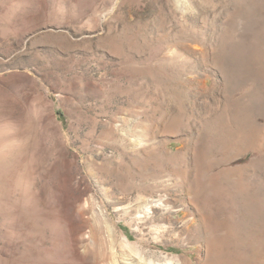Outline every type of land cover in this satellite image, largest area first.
<instances>
[{
    "label": "rangeland",
    "instance_id": "obj_1",
    "mask_svg": "<svg viewBox=\"0 0 264 264\" xmlns=\"http://www.w3.org/2000/svg\"><path fill=\"white\" fill-rule=\"evenodd\" d=\"M263 206L264 0H0V264H264Z\"/></svg>",
    "mask_w": 264,
    "mask_h": 264
},
{
    "label": "bare ground",
    "instance_id": "obj_2",
    "mask_svg": "<svg viewBox=\"0 0 264 264\" xmlns=\"http://www.w3.org/2000/svg\"><path fill=\"white\" fill-rule=\"evenodd\" d=\"M177 184V183H176ZM263 199V198H262ZM209 201V200H208ZM261 207V206H260ZM264 207V206H263ZM239 208V207H238ZM261 210V208H260ZM258 216V215H257ZM255 219V218H254ZM158 264H172V262L169 260V261H165V262H159Z\"/></svg>",
    "mask_w": 264,
    "mask_h": 264
}]
</instances>
